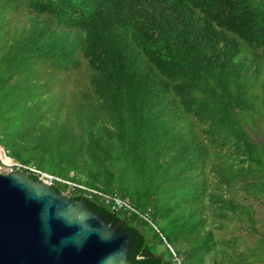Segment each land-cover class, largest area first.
<instances>
[{
    "label": "trees",
    "instance_id": "obj_1",
    "mask_svg": "<svg viewBox=\"0 0 264 264\" xmlns=\"http://www.w3.org/2000/svg\"><path fill=\"white\" fill-rule=\"evenodd\" d=\"M0 38L4 157L66 181L131 264H200L202 214L234 209L211 184L264 197V0H0Z\"/></svg>",
    "mask_w": 264,
    "mask_h": 264
},
{
    "label": "water",
    "instance_id": "obj_2",
    "mask_svg": "<svg viewBox=\"0 0 264 264\" xmlns=\"http://www.w3.org/2000/svg\"><path fill=\"white\" fill-rule=\"evenodd\" d=\"M131 248L83 201L0 165V264H131Z\"/></svg>",
    "mask_w": 264,
    "mask_h": 264
},
{
    "label": "rangeland",
    "instance_id": "obj_3",
    "mask_svg": "<svg viewBox=\"0 0 264 264\" xmlns=\"http://www.w3.org/2000/svg\"><path fill=\"white\" fill-rule=\"evenodd\" d=\"M24 13L21 12L16 16V19L20 21L17 24L11 23L10 30L15 31L23 25H29V22L22 21L25 17ZM2 39H5L4 41H7L8 45L13 43L7 37H2ZM262 77L264 79V75ZM77 86L78 81L71 78L70 82L65 85L66 94L76 89ZM251 136L256 142L264 144V138L259 133L251 131ZM6 155L8 156L7 153ZM4 159L1 157V166L14 171L20 170L19 163L14 161V165L8 166ZM41 178L43 177L41 176ZM211 180L213 181V178ZM58 181L63 184L67 183L59 178ZM210 187L212 192L224 199L233 201L234 209L227 210V217L223 219L217 216V211L213 207L212 210L202 214L201 217L206 220L204 231H212L215 246L211 252L202 256L200 264H264V197L253 198L245 193L240 185H234L230 188L223 187V189L218 190L213 183ZM65 194L68 195L69 192ZM157 227L166 237L168 236V233L162 230L160 221H157ZM204 231H201V234H204ZM173 246L178 247L176 242L173 243ZM159 251L162 252L163 247H159ZM173 252L177 257V260L176 258L173 259L174 263L184 264L182 263L183 257L178 256L176 251L173 250Z\"/></svg>",
    "mask_w": 264,
    "mask_h": 264
},
{
    "label": "built area",
    "instance_id": "obj_4",
    "mask_svg": "<svg viewBox=\"0 0 264 264\" xmlns=\"http://www.w3.org/2000/svg\"><path fill=\"white\" fill-rule=\"evenodd\" d=\"M33 173H37V174H40V177L42 176L44 180H47L48 182L52 183L53 184V181H58V178H55V177H52V176H49V175H46V174H42L40 172H37L35 170H32ZM105 200L107 203L109 202H113L114 204V210L117 211L119 209H125V210H130L132 212H136L134 209H132L127 203L123 202L122 200H120L119 198L117 197H110V196H104ZM137 213V212H136ZM168 248L170 249L172 255L174 256V258H176L177 260V257L175 255V253L173 252L172 248L168 246Z\"/></svg>",
    "mask_w": 264,
    "mask_h": 264
},
{
    "label": "bare ground",
    "instance_id": "obj_5",
    "mask_svg": "<svg viewBox=\"0 0 264 264\" xmlns=\"http://www.w3.org/2000/svg\"><path fill=\"white\" fill-rule=\"evenodd\" d=\"M1 157L4 159V153L3 151L0 150V161H1ZM2 162V161H1ZM4 162L6 165L10 166V165H14L13 162L9 159H4Z\"/></svg>",
    "mask_w": 264,
    "mask_h": 264
}]
</instances>
